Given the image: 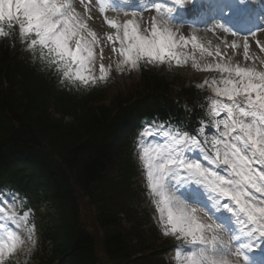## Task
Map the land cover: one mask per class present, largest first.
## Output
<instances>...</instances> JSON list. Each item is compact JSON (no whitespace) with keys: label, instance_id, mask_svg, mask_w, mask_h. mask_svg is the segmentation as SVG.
<instances>
[{"label":"snow or ice","instance_id":"obj_1","mask_svg":"<svg viewBox=\"0 0 264 264\" xmlns=\"http://www.w3.org/2000/svg\"><path fill=\"white\" fill-rule=\"evenodd\" d=\"M132 3L133 10L123 11L125 18L109 19L106 13L121 11L120 3L98 0L105 23L115 29L102 40L88 24L91 4L85 5V15L73 0H0V40L15 44L18 30L33 61L74 87H95L111 77L112 63H103V43L118 58V73L189 62L196 71L212 73L197 85L213 95L206 98L209 121L200 120L196 135L183 125L165 127L167 122L141 133L146 187L162 234L177 241L175 264H264V58L250 52L247 39L241 61L235 59L241 47L236 40L210 50L195 35L180 34L171 25L180 22L177 12L185 0H170L166 11L157 0H124L126 7ZM138 10L156 15L138 20ZM209 125L215 129L211 137L205 134ZM154 135L164 142L145 145L143 137ZM0 219L14 225L0 223V264H8L17 252L35 245L36 228L31 208L19 211L15 200H0Z\"/></svg>","mask_w":264,"mask_h":264},{"label":"trees","instance_id":"obj_2","mask_svg":"<svg viewBox=\"0 0 264 264\" xmlns=\"http://www.w3.org/2000/svg\"><path fill=\"white\" fill-rule=\"evenodd\" d=\"M18 45L11 39L0 40V184L8 168H14L12 174L20 181L32 179L38 169H46V160L54 161L58 166L57 155L63 156L70 145L77 144L82 138L94 136L89 147L82 149L84 156L79 154L75 160L76 166L85 170L86 180L96 179L104 163V158L100 159L103 150L96 151V142L102 146L105 138L113 140L112 121L122 118L119 114L112 119L114 109H119L118 103L113 100V106H108L114 107L111 109L101 104L84 109L88 103L77 101L72 110L79 109L81 113L74 123L62 125L61 121H53L47 114L49 102L42 87L48 75L32 61L31 54ZM2 80L7 84L6 89L2 87ZM62 98L68 101L64 94L60 96ZM51 130L54 131L52 139L44 138L43 134H50ZM108 237L106 248L112 250L110 254L116 262L122 261L127 253L123 236L111 232ZM79 245H82L79 255L88 258L91 247L88 240ZM81 264H88L87 260Z\"/></svg>","mask_w":264,"mask_h":264},{"label":"rangeland","instance_id":"obj_3","mask_svg":"<svg viewBox=\"0 0 264 264\" xmlns=\"http://www.w3.org/2000/svg\"><path fill=\"white\" fill-rule=\"evenodd\" d=\"M90 27L97 33L98 36H101L100 33L98 32V30L94 29V27L92 25H90ZM101 30V29H100ZM99 30V31H100ZM224 37V36H223ZM227 40L230 41V38L228 37ZM226 40V41H227ZM230 44V42H228ZM209 46V45H207ZM100 48L98 47L97 48V52ZM229 52H233V50L231 48L228 49ZM98 54V53H97ZM117 59H111V57L107 58L105 60V65L109 64V63H112V76H114V81H115V87H119V88H122L127 82H132L133 79L137 78L138 77V73L137 71H134L131 75H125L124 73H118L116 72L115 70V61ZM100 63V60H99V56L97 58V65ZM158 69L164 73L165 72V68L163 66H159ZM167 70H168V67H167ZM118 73V75H116ZM113 92L110 93V95H107L105 98L106 99H109L113 96Z\"/></svg>","mask_w":264,"mask_h":264},{"label":"bare ground","instance_id":"obj_4","mask_svg":"<svg viewBox=\"0 0 264 264\" xmlns=\"http://www.w3.org/2000/svg\"><path fill=\"white\" fill-rule=\"evenodd\" d=\"M256 24H257V23H253V24H252V25H253L252 28L255 27Z\"/></svg>","mask_w":264,"mask_h":264}]
</instances>
